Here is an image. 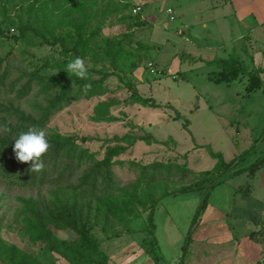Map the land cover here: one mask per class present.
Wrapping results in <instances>:
<instances>
[{
  "label": "rangeland",
  "instance_id": "obj_1",
  "mask_svg": "<svg viewBox=\"0 0 264 264\" xmlns=\"http://www.w3.org/2000/svg\"><path fill=\"white\" fill-rule=\"evenodd\" d=\"M183 2L0 0V139L10 142L0 146V264H11L12 246L39 264H74L29 233L28 221L43 218L59 242L85 249L53 221L63 205L88 224L109 264H264V167L251 170L264 157V72L252 58L264 37L241 28L214 41L211 20L183 12ZM229 55L242 71L218 83L216 61ZM76 57L95 89L63 90ZM102 72L113 75L100 81ZM252 73L259 85L249 91ZM129 84L160 106L134 100ZM29 128L74 139L36 175L13 152ZM145 135L150 143L134 140ZM114 146L127 149L107 168ZM208 147L231 165L184 255L194 213L223 173ZM151 214L155 237L146 231Z\"/></svg>",
  "mask_w": 264,
  "mask_h": 264
},
{
  "label": "trees",
  "instance_id": "obj_2",
  "mask_svg": "<svg viewBox=\"0 0 264 264\" xmlns=\"http://www.w3.org/2000/svg\"><path fill=\"white\" fill-rule=\"evenodd\" d=\"M82 29L83 27H79V35H82ZM35 30V29H34ZM21 35L26 34V28H21ZM62 42V39L59 37H56L54 40V43ZM80 43V41H78ZM75 49V48H74ZM217 65L219 68H221V71L219 72L220 76L219 78H216L215 81L220 83L223 81L229 82L230 80L237 77V75L242 71L240 64L238 63V60L232 56L229 59H219L217 61ZM138 68L137 62H132L130 64V72ZM260 71L264 72V68H261ZM113 75L112 72H102V77L100 81H104L108 77ZM250 84L248 86V90L252 91L255 90L259 85V77L252 73L250 74ZM61 85L63 90L64 89H70L71 87L75 85H79L81 88L87 87L89 89H95L96 88V82L89 81L88 78L85 80L78 79L74 75L68 74V72H64L61 76ZM129 88L131 90V97L139 101L143 104L151 105V106H160L156 103L155 99L152 97L146 98L139 94L137 88L133 84H129ZM105 106L107 109L112 105L107 102H103L99 104V107ZM95 119H110L109 117L103 116L102 114L98 113L96 116H94ZM176 118H180V115H176ZM190 122L189 120H186L184 123V126L186 129H188ZM128 136H124L120 139H126ZM49 148L47 152L42 156L44 167L45 168V161L48 158L56 157L63 149H65L68 144L73 141L71 137H64L60 134L52 135L49 138H47ZM141 139L146 141L147 143H150L152 141V137L150 135H145L141 137H134V140ZM8 140H2L0 139V146H4L6 144H9ZM209 151L213 157H215L218 160V168L219 170H223V173L221 177L218 180H214L211 185L208 187V189L205 190V196L202 201V203L197 207L194 216L191 221V228L189 229L188 237L186 239V243L184 245V255L188 251L189 245L193 240V235L197 231L201 215L206 210L208 204H209V197L210 193L213 189L219 185L222 180L226 178V176L229 174V166L231 165V162H226L222 155L214 153L210 147ZM254 149V147H252ZM1 149V147H0ZM126 146H114L111 147L108 151L107 158L102 162V164L106 165L107 168H110L113 164L111 157L113 155H116L124 150H126ZM253 149L250 151L252 152ZM249 152V153H250ZM248 154L245 153L242 155V158ZM101 164V163H100ZM99 164V165H100ZM2 166V164L0 165ZM264 167V157L259 158L255 163L251 165V170L253 172L255 170H259L260 168ZM21 173L23 171L20 170ZM27 172H24L26 174ZM36 175L37 173L34 172ZM30 175V174H29ZM28 175V176H29ZM95 178L98 175V173H95ZM33 176V175H32ZM34 177V176H33ZM107 177H111L110 171L108 170ZM36 181V180H34ZM199 188V187H198ZM193 186H189L188 188H182L180 189V192H187L190 190H193ZM153 204L156 205L155 202ZM154 209V206H153ZM153 214L150 216V227L146 230L149 232V234L154 235V222H153ZM53 221L55 223H58L62 227H69L72 230H74L79 235V244H81V247H84L85 249H76L74 246L67 244L66 242H59L58 239L54 236V233L51 231V229L45 224L43 218H40L37 222H30L29 224V233H31V237L33 240H42L48 242L50 248L52 250H58L61 251L63 254H65L74 264H109V258L108 255L100 248L99 243L95 240V238L90 234V227L88 224L83 223L78 218L77 210L74 207H68L67 205L60 206L56 209V213L53 214ZM155 237V235H154ZM10 255L11 264H39L34 257L28 255L27 253L22 252L17 247L12 246L10 250L8 251ZM183 255V256H184ZM155 260L158 261V258L155 257ZM179 264H184L183 259L180 261Z\"/></svg>",
  "mask_w": 264,
  "mask_h": 264
},
{
  "label": "crops",
  "instance_id": "obj_3",
  "mask_svg": "<svg viewBox=\"0 0 264 264\" xmlns=\"http://www.w3.org/2000/svg\"><path fill=\"white\" fill-rule=\"evenodd\" d=\"M184 1H187V3L183 2L181 4L183 5V12L186 9H190L194 14L193 16L197 15L196 17L200 18L201 15H207V18L211 20L209 23L214 24V29L210 37H213L214 41L216 38H220L219 41H224L226 38L231 37L232 32L236 33V30L241 31L242 29L252 30L256 35L255 38L264 37V30L263 34L258 33V31H261V28L264 29V7L261 5V1L264 3V0H220L218 2L216 0ZM225 7L227 8L225 9ZM257 33L259 35H257ZM232 56L233 55H229L228 58ZM228 58L226 57V59ZM252 58L257 65L259 64L261 68H264V52H255ZM210 204L209 202L204 211L205 213L209 212L210 208H214L212 204ZM219 214L220 217L224 215L222 212Z\"/></svg>",
  "mask_w": 264,
  "mask_h": 264
},
{
  "label": "clouds",
  "instance_id": "obj_4",
  "mask_svg": "<svg viewBox=\"0 0 264 264\" xmlns=\"http://www.w3.org/2000/svg\"><path fill=\"white\" fill-rule=\"evenodd\" d=\"M64 69L68 74L74 75L78 79L85 80L88 78V69L80 57L71 60ZM48 148L49 144L45 133L37 128H29L16 137L13 152L18 161L31 162L30 172H39L44 167L42 156Z\"/></svg>",
  "mask_w": 264,
  "mask_h": 264
},
{
  "label": "built area",
  "instance_id": "obj_5",
  "mask_svg": "<svg viewBox=\"0 0 264 264\" xmlns=\"http://www.w3.org/2000/svg\"><path fill=\"white\" fill-rule=\"evenodd\" d=\"M256 264H263V262H261V263H256Z\"/></svg>",
  "mask_w": 264,
  "mask_h": 264
}]
</instances>
